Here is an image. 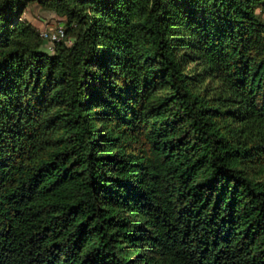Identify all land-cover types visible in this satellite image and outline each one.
Instances as JSON below:
<instances>
[{
  "label": "trees",
  "instance_id": "1",
  "mask_svg": "<svg viewBox=\"0 0 264 264\" xmlns=\"http://www.w3.org/2000/svg\"><path fill=\"white\" fill-rule=\"evenodd\" d=\"M0 264H264V0H0Z\"/></svg>",
  "mask_w": 264,
  "mask_h": 264
},
{
  "label": "rangeland",
  "instance_id": "2",
  "mask_svg": "<svg viewBox=\"0 0 264 264\" xmlns=\"http://www.w3.org/2000/svg\"><path fill=\"white\" fill-rule=\"evenodd\" d=\"M23 19L32 24L43 40L42 51L48 54L53 53L54 43L45 39L42 34L45 32H54L59 26L66 27V20L62 16L57 15L51 8L45 7L37 2H32L27 7Z\"/></svg>",
  "mask_w": 264,
  "mask_h": 264
},
{
  "label": "built area",
  "instance_id": "3",
  "mask_svg": "<svg viewBox=\"0 0 264 264\" xmlns=\"http://www.w3.org/2000/svg\"><path fill=\"white\" fill-rule=\"evenodd\" d=\"M66 38V27L59 26L56 31L51 32V42L54 43V46L57 42H60Z\"/></svg>",
  "mask_w": 264,
  "mask_h": 264
},
{
  "label": "bare ground",
  "instance_id": "4",
  "mask_svg": "<svg viewBox=\"0 0 264 264\" xmlns=\"http://www.w3.org/2000/svg\"><path fill=\"white\" fill-rule=\"evenodd\" d=\"M45 39L51 40V33L45 32L42 34Z\"/></svg>",
  "mask_w": 264,
  "mask_h": 264
},
{
  "label": "crops",
  "instance_id": "5",
  "mask_svg": "<svg viewBox=\"0 0 264 264\" xmlns=\"http://www.w3.org/2000/svg\"><path fill=\"white\" fill-rule=\"evenodd\" d=\"M50 54H52V53H50Z\"/></svg>",
  "mask_w": 264,
  "mask_h": 264
}]
</instances>
